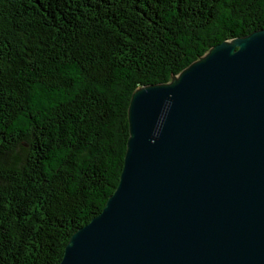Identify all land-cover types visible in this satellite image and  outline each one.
Wrapping results in <instances>:
<instances>
[{"label":"trees","instance_id":"16d2710c","mask_svg":"<svg viewBox=\"0 0 264 264\" xmlns=\"http://www.w3.org/2000/svg\"><path fill=\"white\" fill-rule=\"evenodd\" d=\"M264 29V0H0V264H59L118 185L140 87Z\"/></svg>","mask_w":264,"mask_h":264},{"label":"water","instance_id":"95a60500","mask_svg":"<svg viewBox=\"0 0 264 264\" xmlns=\"http://www.w3.org/2000/svg\"><path fill=\"white\" fill-rule=\"evenodd\" d=\"M118 185L59 264H264V29L138 87Z\"/></svg>","mask_w":264,"mask_h":264}]
</instances>
